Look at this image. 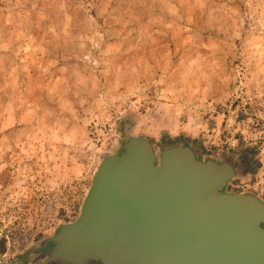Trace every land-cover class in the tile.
<instances>
[{
	"label": "rangeland",
	"instance_id": "1",
	"mask_svg": "<svg viewBox=\"0 0 264 264\" xmlns=\"http://www.w3.org/2000/svg\"><path fill=\"white\" fill-rule=\"evenodd\" d=\"M129 136L264 201V0H0V261L39 263Z\"/></svg>",
	"mask_w": 264,
	"mask_h": 264
},
{
	"label": "water",
	"instance_id": "2",
	"mask_svg": "<svg viewBox=\"0 0 264 264\" xmlns=\"http://www.w3.org/2000/svg\"><path fill=\"white\" fill-rule=\"evenodd\" d=\"M236 172L129 136L101 158L78 216L38 240L37 264H264V201L226 190Z\"/></svg>",
	"mask_w": 264,
	"mask_h": 264
},
{
	"label": "crops",
	"instance_id": "3",
	"mask_svg": "<svg viewBox=\"0 0 264 264\" xmlns=\"http://www.w3.org/2000/svg\"><path fill=\"white\" fill-rule=\"evenodd\" d=\"M253 193H254V192H253ZM255 195H257V196H258V194H256V193H255ZM258 197H260V196H258ZM261 199H262V198H261Z\"/></svg>",
	"mask_w": 264,
	"mask_h": 264
}]
</instances>
